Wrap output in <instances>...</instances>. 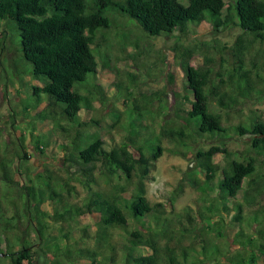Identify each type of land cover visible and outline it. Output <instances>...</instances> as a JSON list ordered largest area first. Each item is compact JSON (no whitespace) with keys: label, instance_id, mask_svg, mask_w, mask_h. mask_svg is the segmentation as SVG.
I'll list each match as a JSON object with an SVG mask.
<instances>
[{"label":"trees","instance_id":"16d2710c","mask_svg":"<svg viewBox=\"0 0 264 264\" xmlns=\"http://www.w3.org/2000/svg\"><path fill=\"white\" fill-rule=\"evenodd\" d=\"M98 2L97 9L88 13L87 0H0V21L6 23L2 37H7L6 26L14 21L21 36L23 56L33 64L31 74L43 83L33 85L35 107L43 103L42 94L47 96L44 110L39 113L38 118H44L43 111L52 114L53 110L59 109L62 112L61 120L75 129L71 142H62L60 147L67 155V172L74 174L87 189V195L80 203H70L66 200L76 191V186L70 185V178L63 180V177L49 167L37 172L35 179H29V182L23 177L16 179L11 176L9 169L15 165L16 156L20 159L30 158L25 149L24 136L20 140L22 155L17 152L18 155L11 157L4 151L3 154L0 152V264H4L6 258L10 259V264H24V260L28 264H34L32 232L39 243L49 247L55 238L50 233V221L68 223L78 216L94 214L98 216V246L94 249L78 248L74 252L72 247L68 245L67 249L65 245L67 256L78 252L79 255L89 256L92 264H117V253L111 244L110 230H128L131 224L132 228L140 230L137 227L140 224L146 233L130 239L132 246L129 250L126 249L124 258L119 259L121 262L118 264H204L208 258L219 264V256L227 255L218 250L217 245L214 247L216 250L210 252L214 253L213 257H208L205 238L201 240L200 249L195 246L194 241L189 245L183 242L185 237L199 229L195 216L188 215L191 224L188 226L182 221V215L174 216L171 211L165 212L163 203H152L147 196V180L165 151L161 143H148V125L143 117L147 112L153 113L149 107L151 100L145 97L142 103L134 105L131 111L137 116L127 120L128 134L111 147H108L101 136L83 131L85 128L100 126L101 121L97 118L85 121L81 119V112L85 108H91L94 100L104 107H107L109 100L107 91L97 82L99 68L93 47L100 40L97 31L109 28L111 20L115 21L105 14L108 8H111V14L136 19L137 26L149 37L173 34L176 31L187 33L192 26L189 22L193 25L209 22L214 32L235 24L262 43L264 0H234V5L228 6L225 0ZM239 41L242 44L240 63L233 69L236 74L230 75L233 83L236 81L238 86L237 90L231 92L226 90L222 74L215 76L216 72L211 65L192 64L190 59L193 58V52H189L187 58L183 57L180 65L186 76V90L189 91L184 98L190 103V108L180 105L177 115L182 113V116H186L187 125L176 123L173 126H162L161 134L171 140L189 138L193 136L191 127H194L200 135H208L210 138L226 137L231 129L240 136H250V148L239 158L229 160L226 165L215 161L217 154L230 158L231 154L225 146L216 144L208 149L198 150L196 157L201 170L206 173L205 183L198 181L195 171L192 172L190 181L202 191L203 200H208L206 210L200 212L207 227L208 221L213 218L207 210L217 213L220 211L218 204H221L223 210L229 211L232 207L227 205L228 200L242 195L243 203L233 205L236 210L234 222L246 221L249 226L261 224L257 232L262 238L264 211H255L245 219L244 208L246 205L252 207L260 203L264 195V119L251 118L248 124L241 122L227 127L223 123V115L215 106L217 104L220 108L239 112V107L246 100L252 97L259 100L264 98V87L261 85L264 79L260 77L262 66L253 63L257 77L254 78L253 69H246L241 57L248 46L241 38ZM206 59L208 62L211 60L209 57ZM90 74L93 75L92 79H88ZM218 78L220 80L217 83ZM91 84L93 88L88 94L81 92L82 88ZM190 94L193 95L192 98ZM61 127L65 132L70 130L63 124ZM33 141L35 148L45 153L44 148L48 144L45 137L36 135ZM42 145L44 148H41ZM99 177L107 182L108 190L94 188ZM214 189L218 190V194L211 197L209 192ZM17 195L19 202L15 199ZM55 203L60 204L62 210L56 209L51 214L43 207L45 204ZM218 217L214 223L216 226L212 225L209 229L222 236L226 221L222 215ZM83 231L86 232V229ZM237 234L245 238L241 241L245 246L253 245L257 250L259 248L257 252L264 259L263 243L260 244L243 229ZM103 246L110 253H105L102 260L98 256L102 254ZM136 248H142L146 253L133 256L131 251ZM255 256L253 253L250 264L256 261ZM233 262L248 264L241 257L233 259Z\"/></svg>","mask_w":264,"mask_h":264},{"label":"rangeland","instance_id":"374dc122","mask_svg":"<svg viewBox=\"0 0 264 264\" xmlns=\"http://www.w3.org/2000/svg\"><path fill=\"white\" fill-rule=\"evenodd\" d=\"M225 1L227 6L234 5V0ZM87 4L88 13L99 6L98 0H87ZM111 13V8L105 11V14L115 21L111 20L109 28H100L97 31L99 45L97 42L93 45L99 68L97 82L107 91L109 100L107 107L94 100L91 108L82 110L81 119L89 121L91 118H97L101 121L100 126L85 128L83 131L101 136L108 147H111L115 142H121L128 134L127 120L137 116L131 111L134 105L142 103L145 97L150 99L149 107L154 115L147 112L143 117V121L148 125L146 133L150 139L148 143H161L165 151L155 163L147 180L149 200L152 203H163L165 212L171 211V215H182V221L188 226H191L188 215L195 216L199 228L195 231L197 236L191 233L184 238L183 242L189 245L191 241H194L195 246L200 249L201 240L205 238L208 257H213L214 253L210 254V252L217 245V249L227 255L219 256V264H228V262L234 264L233 259L240 257L245 258L246 263L250 264L253 253L256 255V261L253 264H264V259L257 252L259 248L257 250L253 245L245 246L241 242L245 238L237 236V232L243 229L245 233L253 235L260 244H264V237L261 238L257 232L261 224L249 226L246 221L234 222L236 210L233 205L243 203V196L228 200L227 205L232 207L229 211L223 210L221 204H218L220 211L217 213L207 210V213L213 217L208 221L207 227V222L200 216V212L206 210L208 200L207 202L203 200L202 191L190 181L192 172L195 171L198 181L205 183L206 173L201 170L196 157L198 150L208 149L216 144L225 146L231 154L230 158L217 154L215 161L226 165L229 160L239 158L250 148V136H240L231 129L226 137L210 138L208 135H200L194 127H191L193 136L189 138L171 140L161 134L162 126H173L176 123L181 126L187 125L186 116H182V113L180 116L177 115L180 105L190 108V103L184 98L189 91L186 90V76L180 65L183 57L187 58L188 53L193 52V58L190 59L192 64L211 65L216 72L215 76L218 73L222 74L226 81L225 88L231 92L237 90L238 86L236 81L233 83L230 75L236 74L233 69L240 63L242 44L239 38L248 46L241 57L245 68L253 69L254 78H257L253 64L256 62L262 66L260 77L264 79V42L256 41L252 34L244 32L235 24L220 32H214L209 22L199 25L189 22L192 26L187 33L176 31L173 34L149 37L142 28L137 26L136 19ZM5 24L4 21H0V152L3 154L4 151L11 157L18 155L17 152L22 155L20 140L24 136L25 149L30 157L20 159L16 156L15 165L9 169V174L16 179L23 177L29 182V179H35L37 172H42L49 167L63 177V180L70 178V185L77 188L66 202L80 203L86 197L87 189L74 174L67 172L65 168L67 155L61 151L60 147L62 142H71L75 129L61 120L62 112L59 109L53 110L52 114L43 111L44 118H38L39 113L44 110L47 96L42 94L43 103L35 107L33 85L43 83L33 78L31 74L33 64L23 56L21 36L14 21H10L6 26L7 37L5 39L2 37ZM207 57L211 59L209 62ZM92 78L93 75L90 74L88 79ZM219 80L220 78L216 79L217 83ZM261 85L264 87L263 82ZM92 88L93 84L88 85L82 88L81 92L88 94ZM190 97L192 98L193 95L190 94ZM215 106L223 115V123L227 127L241 122L248 124L251 118L264 119V98L259 100L252 97L246 100L239 107V112L220 108L217 104ZM62 124L70 129L69 132L62 130ZM36 135H42L48 141L45 148L44 145L41 146L45 149V153L35 148L33 139ZM1 172L0 167V175ZM94 188L108 190L109 185L102 177H99ZM209 193L211 197H215L218 190L214 189ZM15 199L19 202V195L15 196ZM43 207L51 214L54 210L63 208L58 203L45 204ZM255 211H264V195L260 203L252 207L245 206V219H248ZM219 215H222L226 221L222 236L209 229L212 225L216 226L214 223L219 219ZM97 217L95 214L78 216L68 223L50 221V233L55 238L49 247L39 243L37 236L32 232L31 239L35 245L32 248L34 264H92L89 256L79 255L78 252L73 256H67L64 246L66 245L68 249L69 245L74 252L78 248H96L99 239ZM132 227L133 224L128 230L120 228L110 230L111 244L117 253V264L121 262L119 259L124 258L126 249L129 250L132 246L130 239L138 238L144 232L146 233L145 228L140 224L137 227H140L141 231L139 228ZM84 229L86 232L83 231ZM148 234L151 235V233ZM164 241L165 239L162 242ZM101 251L102 254L98 256V259L103 260L104 254L110 252L104 246ZM131 253L133 256H138L146 252L142 248H136ZM23 263L28 264V261L24 260ZM4 264H10V259L6 258ZM204 264H216V261L208 258Z\"/></svg>","mask_w":264,"mask_h":264}]
</instances>
